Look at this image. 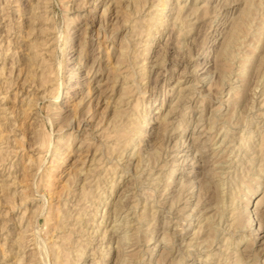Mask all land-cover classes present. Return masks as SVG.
Here are the masks:
<instances>
[{
	"label": "rangeland",
	"instance_id": "rangeland-1",
	"mask_svg": "<svg viewBox=\"0 0 264 264\" xmlns=\"http://www.w3.org/2000/svg\"><path fill=\"white\" fill-rule=\"evenodd\" d=\"M143 1L0 0V36L7 27L11 35V45L0 50V264H117L124 256L132 261L122 264H264V200L256 208L264 196V0H199L197 20L185 18L191 10L186 0ZM91 21L92 30L84 34ZM53 37L54 67L44 78L38 71L45 65L44 39ZM148 56L152 63L146 67H154L144 78L140 66ZM88 70L96 72L94 79ZM182 74L200 93L196 110L185 111L171 144L177 137L199 136L205 153L214 155L204 169L187 161L171 173L172 167L160 168L171 153L166 137L173 132L161 123V114L175 96L166 80ZM97 85L101 94L88 99ZM120 100L131 101L132 146L125 147V133L116 134L125 127L123 115L115 114L124 108L115 104ZM56 105L63 107L57 120L50 114ZM93 154L108 162V169L93 182L96 194L87 200L97 205H91L94 211L88 213H95L82 221V231L99 223V232L111 229L108 215L121 192L136 204L130 221L145 213L139 226L132 223L137 236L131 238L136 230L125 233L128 243L119 248L112 243L110 251L99 237L88 243V235L83 249L84 242L71 249L78 236L67 235L70 227L62 230L59 224L66 212L73 210L76 218L78 206L69 201ZM252 156L257 159L249 162ZM158 179L176 185L163 193ZM186 199L188 209L179 213ZM195 203L196 214L203 212L200 218L182 223ZM247 212L256 216L254 229L261 231L245 226ZM232 216L238 223L231 227ZM57 239L66 242L63 250L53 248ZM57 252L66 253L54 260Z\"/></svg>",
	"mask_w": 264,
	"mask_h": 264
},
{
	"label": "bare ground",
	"instance_id": "bare-ground-1",
	"mask_svg": "<svg viewBox=\"0 0 264 264\" xmlns=\"http://www.w3.org/2000/svg\"><path fill=\"white\" fill-rule=\"evenodd\" d=\"M64 1V0H63ZM143 1V0H142ZM148 1V0H147ZM8 2V1H7ZM144 2V1H143ZM186 2H189V4L191 5V10L185 15V18L186 17H188L189 19L190 18H192V19H194V20H197L196 19V12L200 9V7H198V4H199V0H186ZM157 3H159V2H157ZM150 4H152V3H150ZM156 6V5H155ZM178 6V5H177ZM201 6V5H200ZM150 7V6H149ZM164 7L165 6H163L162 5V8L161 9H163L164 10ZM259 7V6H258ZM33 8V7H32ZM182 8H183V6L182 7H180L179 9L180 10H182ZM186 8V7H185ZM160 9V10H161ZM185 10V9H184ZM184 10L182 11V13H185L184 12ZM48 11V10H47ZM46 11V12H47ZM142 11V10H141ZM186 11H187V9H186ZM256 11V10H255ZM33 12V11H32ZM32 12H30L29 11V13L31 14ZM103 12V11H102ZM131 12V11H130ZM134 12V11H133ZM158 12H162L163 13V11L161 10V11H158ZM3 13V12H2ZM1 13V14H2ZM43 13V12H42ZM139 13V12H138ZM148 13V12H147ZM45 14V13H44ZM48 14V13H47ZM46 14V15H47ZM103 14V13H102ZM159 14H161V13H159ZM159 14H157L156 13V15H154L155 16V18H158L160 15ZM165 14V13H164ZM180 14V13H179ZM39 15V14H38ZM43 15V14H42ZM129 15V14H128ZM183 15V14H182ZM136 16V15H135ZM180 16V15H179ZM44 17H46V16H44ZM184 17V16H183ZM238 17V16H237ZM45 19H47V17L45 18ZM233 19H235V18H233ZM238 19H239V17H238ZM33 20V19H32ZM150 20V19H149ZM161 20V19H160ZM180 20V19H179ZM235 20H237V18L235 19ZM34 21V20H33ZM181 21V20H180ZM246 21V20H245ZM9 23V22H8ZM140 23V22H139ZM162 23H163V19H162V21H160V23L159 24H161L162 25ZM175 23V22H174ZM177 23V22H176ZM135 25L134 26H138L137 25V23H134ZM158 24V25H159ZM26 25V24H25ZM174 25H176V24H174ZM180 25V24H179ZM190 25H192V24H190ZM190 25H188V26H190ZM85 27H84V34H88V33H90V31L92 30V27H93V23H92V21L91 22H89V23H86L85 25H84ZM178 26V25H177ZM245 26V25H244ZM7 27V26H6ZM247 27V26H246ZM132 28H135V27H132ZM185 28V27H184ZM127 29H128V31H127ZM126 29V33H128L129 32V28H127ZM183 29V28H182ZM190 29V28H189ZM232 30V29H231ZM143 31V30H142ZM189 31V30H188ZM235 31V30H234ZM56 32V31H55ZM229 32V31H228ZM4 33L5 34H3L4 36H0V50L2 49V48H4V47H8V45H11V38H9V37H11V35H10V28L8 29V27H7V29L4 31ZM43 33V32H42ZM130 33V32H129ZM149 33L150 32H148V35H149ZM31 34V33H30ZM50 34V33H49ZM147 35V36H148ZM152 35V34H151ZM235 35H236V33H235ZM135 37V36H134ZM123 39V38H122ZM45 40V42H44V44H43V46H45V52H44V54L42 53V57H44V58H42L40 61L42 62V63H45V65L41 68V70H38L39 72H40V75L42 76V77H46V75H48V74H50L49 73V71L51 70V68H53L54 66V63L52 64V62L51 61H53V54H52V52H53V46H54V37L53 38H50V39H44ZM53 40V41H52ZM233 40V39H232ZM43 41V40H42ZM50 41H52L51 43H50ZM13 43V42H12ZM227 44V43H226ZM225 44V45H226ZM5 45H7V46H5ZM135 47H136V45H135ZM225 48V47H224ZM228 48V47H227ZM27 49V48H26ZM132 49V48H131ZM226 49V48H225ZM5 50H8V49H5ZM86 50V49H85ZM9 51V50H8ZM226 51V50H225ZM71 52H76V51H71ZM223 52V51H222ZM37 53H38V51H37ZM224 53V52H223ZM229 54V53H228ZM28 55V54H27ZM142 55V54H141ZM148 55V54H147ZM38 55L36 54V52H35V54H34V56H33V58L35 57H37ZM41 57V56H40ZM136 58V57H135ZM31 59H32V57H31ZM150 58H149V56L146 58V59H144V65H142V66H140L141 67V71L143 72V75H145V77L144 78H146V75H148V73H150V71L153 69V67H154V65H151V67H149V68H147L146 67V65H147V63L148 64H151L152 62H150V60H149ZM30 60V59H29ZM29 60H27V62L29 61ZM142 61H143V59H141ZM33 63V62H32ZM77 64V63H76ZM58 65V64H57ZM78 65H80V64H78ZM116 66V65H115ZM244 66V65H243ZM100 67V66H99ZM38 68V67H37ZM39 69H40V65H39ZM93 69V68H92ZM147 69H149V70H147ZM242 70V69H241ZM53 71V70H52ZM3 72H4V70H3ZM38 72V73H39ZM79 72H77L76 74H78ZM56 74V73H55ZM124 74V73H123ZM127 74V73H126ZM125 74V75H126ZM142 74V73H141ZM87 75H88V77H90V79H94L95 78V76H96V72L95 71H89L88 70V72H87ZM75 76V75H74ZM73 76V77H74ZM255 76V75H254ZM44 77V78H45ZM76 77V76H75ZM129 77V76H128ZM142 79L141 78V80H145V79ZM263 78V77H262ZM116 80H117V78H115ZM114 79V80H115ZM45 80V79H44ZM122 81V80H121ZM120 81V82H121ZM116 82V81H115ZM123 82H124V79H123ZM98 83H99V81H98ZM165 83V82H164ZM189 83H190V79L187 77V75L186 74H182L180 77H178V78H176V77H173L172 75L166 80V85H167V87H168V90H169V93L171 94L170 96H171V98H172V95H175L174 96V99H171V101L172 100H174V102H173V105H171V106H169L168 107V110L165 112V113H163V114H161V123L163 124V125H165V127H166V129L167 128H170V131L172 130L173 132H171L167 137H166V143H167V145H166V149H168V152L170 151L171 153L169 154V155H165L164 156V159H163V161H162V164H161V166H160V168H162V169H165V168H167L168 166L169 167H172L173 169H172V171H170L171 173H173V172H175L176 171V169L179 167V166H182V165H184L187 161H190V162H195L197 165H199L200 166V168H202V169H204V168H206L207 167V165L211 162V159L213 158L212 157V155H214V154H212V153H210V155H207L205 152H206V146L204 145L205 144V142L204 141H202L203 139H201V137H199V136H191V137H189V138H186V139H181L180 140V138H178L177 137V141H173L174 143L173 144H171L172 143V139H174V136H176V135H174V133L175 132H177L178 131V129L180 130V128H182L183 126V122H184V117L186 116L185 115V111L186 110H189V112L191 113V111L193 112V111H195L196 110V100H197V98L198 97H196V94L197 93H200L199 91H196V88L195 87H193V86H191V85H189ZM45 86V85H44ZM53 86V85H52ZM98 86L99 85H97L95 88H93V89H90L88 92H87V94H90L89 95V97H88V99H90V98H94V95H98V94H101V93H99V88H98ZM130 86V85H129ZM101 87V86H100ZM131 87V86H130ZM137 88V87H136ZM133 91V90H132ZM55 92V91H54ZM134 93V92H133ZM137 93H138V91H137ZM136 93V94H137ZM232 93V92H231ZM64 94H67V92H64ZM135 94V93H134ZM60 96V94H59V92L56 90V94H55V96H54V98H56V100H57V98ZM98 97V96H97ZM100 98V97H99ZM110 98V97H109ZM131 98V97H130ZM125 99H126V97H125ZM129 99V98H128ZM130 100V99H129ZM126 101V100H125ZM35 102V101H34ZM79 102V101H78ZM110 103V102H109ZM133 103V102H132ZM0 104H1V102H0ZM115 104H119V105H121L122 107H124V108H121L120 109V111H117V112H115V114L117 115V114H119V113H121L119 116H122L123 118H120V120L121 119H123L124 121V126L125 127H121L120 126V129H118L117 131H116V134H118V135H121L122 133H125V135L127 136L126 138H125V140L126 139H128V141H126L127 143H125L124 145H125V147H127V146H129V145H133L132 144V139L131 138H133V136H131V135H129V133L128 132H133L134 131V127H131L132 125V119H131V115H132V111L131 110H133L132 108H130V106H131V101H126V102H122V100H120V101H117V103H115ZM141 104V103H140ZM116 105V106H117ZM169 105V104H168ZM114 106V105H113ZM261 107V106H260ZM27 108V107H26ZM116 108V107H115ZM198 108V107H197ZM62 109H63V107L61 106V105H56L55 107H53L52 109H50V114H51V118H55L56 120H57V117L62 113ZM117 109H118V107H117ZM116 110V109H115ZM145 110V109H144ZM204 111V108L203 109H201L200 111H199V114H200V116L202 115V112ZM131 112V113H130ZM24 113V112H23ZM29 113V112H28ZM135 113V112H134ZM158 113V112H157ZM177 113H180L179 115H176ZM237 113V112H236ZM141 115V114H140ZM48 116V115H47ZM118 116V115H117ZM119 116L117 117V118H119ZM114 117H116V116H113V118ZM140 117V116H139ZM177 117H181V120L180 121H178L177 120ZM3 118V117H2ZM135 118V117H134ZM187 118V117H186ZM116 119V118H115ZM136 119V118H135ZM160 119V118H159ZM238 119V118H237ZM119 120V121H120ZM200 121V120H199ZM110 122V121H109ZM121 123H122V121H120ZM119 122V123H120ZM128 122V124H126ZM250 122V121H249ZM110 124V123H109ZM84 125L86 126L87 124L86 123H82V128L84 127ZM115 125V124H114ZM108 126V125H107ZM113 126V125H112ZM111 126V127H112ZM133 126H134V124H133ZM159 126V125H158ZM213 126V125H212ZM264 127V126H263ZM122 128V129H121ZM141 128V127H140ZM200 127H198V125H196L195 127H194V129H196V131H198V129H199ZM112 129H114V128H112ZM133 129V130H132ZM137 129V128H136ZM139 129V128H138ZM84 130V129H83ZM99 131V130H98ZM103 131V130H102ZM114 131V130H113ZM112 131V132H113ZM115 132V131H114ZM121 133V134H120ZM140 133V132H139ZM198 134L199 133H201L200 131L199 132H197ZM95 134V133H94ZM98 134V133H97ZM100 134V133H99ZM136 134V133H135ZM91 135V134H90ZM89 135V136H90ZM178 135V134H177ZM243 135V134H242ZM242 135H241V137H242ZM97 136L98 135H95L94 137H92V138H97ZM100 136V135H99ZM115 136V135H114ZM139 136V135H138ZM173 137V138H172ZM260 137V136H259ZM102 138V137H101ZM106 138H109V137H106ZM105 138V139H106ZM117 138H118V136H117ZM137 138V137H136ZM135 138V139H136ZM185 138V137H184ZM250 138V137H249ZM114 139V138H113ZM242 139V138H241ZM94 140V139H93ZM107 140V139H106ZM116 140V139H115ZM133 140H134V138H133ZM101 141V140H100ZM117 141V140H116ZM251 141V140H250ZM110 142V141H109ZM99 143V142H98ZM135 143L136 142H134V145H135ZM243 143V142H242ZM116 144V143H115ZM120 144V143H119ZM122 145H123V143H121ZM120 144V145H121ZM140 144V143H139ZM244 144V143H243ZM243 144H242V146H243ZM116 145H118V144H116ZM138 145V144H137ZM246 145V144H245ZM255 145H257V144H255ZM259 145V144H258ZM110 146H113V145H110ZM178 146H180V148H183V149H187V151L184 153V154H181V152H183V149L182 150H180L179 152H174V151H171L172 149H176ZM80 147V146H79ZM107 149L109 148V146H105ZM134 147V146H133ZM244 147V146H243ZM104 148V147H103ZM112 147H110L109 148V150L111 149ZM130 148V147H129ZM128 149V148H127ZM112 150H113V148H112ZM252 150V149H251ZM259 150V149H258ZM86 151V150H85ZM100 151V150H99ZM111 151V150H110ZM257 151V150H256ZM255 151V148H254V152H256ZM190 152H193L194 154H190ZM7 153V152H6ZM5 153V154H6ZM97 153V152H96ZM152 153V152H151ZM159 153V152H158ZM204 153H205V155H204ZM246 153V152H245ZM13 154V153H12ZM255 154V153H254ZM99 155V154H98ZM101 155V154H100ZM103 155H104V153H103ZM102 155V156H103ZM123 155V154H122ZM122 155H121V159H122ZM96 155L95 154H93L91 157V161H90V165H89V167H88V169L84 172V173H80V178H79V182H78V184L77 185H79L80 186V188L79 189H76V190H78V192H76V194L75 195H77V197L75 196H70L71 198H72V200L73 201H69V203H74L73 205L74 206H78L77 207V209L75 210V212H76V218H74L73 216H72V213L74 212L72 209H70L68 206V208H69V210H72V211H69L68 213L66 212L65 214H63V216H62V218H61V222L59 223L60 224V228H62V230L64 229V228H66V226H69L70 228L69 229H67V235H75V236H78V240H75V241H73V242H71V243H69L70 244V248L72 249V247H74V246H78V244H80L81 242H84L83 243V245H79L80 247H81V249H83L84 248V246L86 245V242H85V239H84V236H86V235H88V236H86V238L87 237H90L89 239H90V241H88V243H92L93 242V239L94 238H98V242H100V243H108V246H106L107 248V250L108 251H110V245L112 244V243H115L116 244V246L115 247H117V248H119V246H120V244L123 242V241H125L126 243H128L127 241H129L130 240V238L128 239L127 237H126V234L125 233H128L129 231H131L132 232V230H134V232H135V230H136V232H135V234L133 233L132 235H131V238L132 237H136L137 236V231H138V229L136 228V229H133L134 228V225L132 224L133 223V221H135V222H137V224H138V220H142V218H143V216L145 215V213L144 212H142L141 211V213L139 214V216H137L138 217V220L136 219V216H135V218L133 217L134 215H135V208H136V204L134 205V203L132 202V201H130L129 199H128V197L125 195V193H122L121 192V194L118 196V198H117V200L115 201L116 203L114 204V205H111V208H112V210H111V212L109 213V217L110 218H112V222L114 223L113 225H112V228L111 229H107V230H105V231H103V232H99V224H97V225H89V229H91V230H89L88 231V229H85V230H83L82 231V221H84V219H86V218H89V217H91V216H93L94 215V213L95 212H93V213H91V214H89L88 213V211H90V210H92V211H94V209L93 208H91V205H97V203H93V202H91L90 200H87V199H89V197H91L92 196V193H93V189H92V191H91V188H92V186H93V182H94V180H96L95 178L99 175V173H101V171L103 172V171H105V173H106V170L108 169V167H107V164H108V162H106V161H103L104 159H101V157H98V158H96L95 157ZM147 156V155H146ZM146 156H144V157H146ZM192 156V157H191ZM256 156V155H255ZM105 157V156H104ZM112 157V156H111ZM130 157V154H129V156L127 157V158H129ZM103 158V157H102ZM120 158V157H119ZM254 158H256V157H254V156H252L250 159H249V162L250 161H252V159H254ZM257 159V158H256ZM62 161V160H61ZM147 161V160H146ZM128 163H129V161H127ZM138 162H139V160H138ZM141 163V162H140ZM252 164V163H251ZM253 164H254V162H253ZM150 165V164H149ZM125 167H127V166H125ZM137 167V166H136ZM122 169H124V168H122ZM136 169V168H135ZM260 169V168H259ZM142 170V169H141ZM111 171V170H110ZM143 172V171H142ZM159 172H161V171H159ZM207 172V171H206ZM245 172V171H244ZM144 173V172H143ZM140 174V173H139ZM103 175V174H102ZM104 176V175H103ZM149 176V175H148ZM112 177V176H111ZM113 177H115V176H113ZM206 177V176H205ZM232 177V176H231ZM155 178V177H154ZM167 178H170L169 176H167ZM114 179V178H113ZM99 180V179H98ZM152 180H154L153 178H152ZM148 181V180H147ZM156 182V181H155ZM155 182H154V184H155ZM179 182V181H178ZM158 183L159 184H161V186L160 187H162V192L163 193H167L168 191H169V189H170V187L171 186H173V185H176V183L175 182H173V181H167V180H161V179H158V181L156 182V184L158 185ZM194 183V182H193ZM192 183V184H193ZM114 184V183H113ZM153 184V183H152ZM151 184V185H152ZM184 184H186V183H184ZM190 185H191V183H190ZM150 186V185H149ZM156 186V185H155ZM193 185H191V187H192ZM159 187V188H160ZM189 187V186H188ZM190 187V188H191ZM229 187V186H228ZM95 188V187H94ZM158 188V187H157ZM156 188V189H157ZM180 188H182V184L180 185V187H179V189ZM236 188V187H235ZM185 189H187V187L185 188ZM237 189V188H236ZM97 190V189H96ZM125 190V189H124ZM123 190V191H124ZM155 190V189H154ZM160 190V189H159ZM190 190V189H189ZM91 191V192H90ZM182 191V190H181ZM185 191V190H184ZM177 192H179V190L177 191ZM186 192V191H185ZM187 193H189V192H187ZM94 195L96 194V193H93ZM98 194V193H97ZM170 194V193H169ZM178 194V193H177ZM180 194V193H179ZM21 195V194H20ZM163 195V194H162ZM168 195V194H167ZM182 195V194H181ZM225 195V194H224ZM100 196V195H99ZM164 196V195H163ZM175 196H177V195H175ZM73 197H74V199H73ZM94 197V196H93ZM180 197V196H179ZM228 197H229V195H228ZM231 197V196H230ZM97 198V197H96ZM164 198V197H163ZM166 198V197H165ZM192 198V197H191ZM190 197H189V199H191ZM98 199V198H97ZM101 199V198H100ZM179 198L177 197V201L176 202H180V200H178ZM188 199V200H189ZM228 199H230V198H228ZM233 199V198H232ZM188 200L186 199V200H184V201H182V205H185V206H183L182 208H180L179 209V213L181 212V213H184L187 209H188V207H187V205H189L190 204V202H188ZM263 200H264V196L262 197V199L256 204V208L258 209L259 208V205L260 204H262V202H263ZM82 201H85V203H89V205L88 204H85V203H83ZM220 201V200H219ZM223 201V200H222ZM42 202V201H41ZM44 202V201H43ZM94 202H96V201H94ZM174 202V201H173ZM224 202V201H223ZM228 202H230V201H228ZM68 203V202H67ZM66 203V204H67ZM232 203H233V201H232ZM66 204H63V205H66ZM107 204H110L109 202H107ZM171 204V203H170ZM43 205V204H42ZM86 205H88V206H86ZM198 205V203H195V205H194V207L192 208V209H190L191 210V212H190V214H188V215H186L185 217H182V223H186V221L187 220H190V219H192V218H195V216L196 215H198L197 216V219H199L200 218V213H203L202 211H200L199 210V214H196V206ZM232 205H234V204H232ZM232 205H230L229 206V208L230 207H232ZM247 205V204H246ZM222 206V205H221ZM221 206H219V207H221ZM94 207V206H93ZM226 207V206H225ZM236 207V206H235ZM144 208V207H143ZM170 208H171V206H170ZM169 208V209H170ZM214 208V207H213ZM224 208V207H223ZM222 208V209H223ZM225 209V208H224ZM236 209V208H235ZM233 210H234V206L232 207V212H233ZM97 211V210H96ZM146 211V210H145ZM65 212V211H64ZM99 212V211H98ZM132 212H134V214H132L133 216V218H134V220L133 221H130L129 219H128V216H130L131 215V213ZM235 212V211H234ZM233 212V213H234ZM37 214V213H36ZM232 214V213H231ZM234 215V214H233ZM255 215V214H254ZM248 216V217H247ZM247 220L245 221V226L246 227H248L249 229H250V231L251 232H256V231H259V230H255L254 229V226H255V224H257V220H256V216L255 217H252V212H247ZM181 218V217H180ZM212 218V217H211ZM228 219V218H227ZM69 220V221H68ZM121 222V224H119L120 222ZM194 220V219H193ZM73 222L72 224L71 223H68V222ZM92 221V220H91ZM205 221H207V220H205ZM209 221V220H208ZM32 222V221H31ZM118 222V223H117ZM230 222H231V227L233 226V225H237V223H238V217H234V216H232V220H230ZM65 223H68V224H66V225H64ZM88 222L86 221V223L85 224H87ZM117 223V224H116ZM130 223L132 224V225H130ZM144 223V222H143ZM166 223V222H165ZM206 224H208V223H206ZM135 225H136V223H135ZM35 226V225H34ZM138 226H139V224H138ZM213 226V225H212ZM244 226V225H243ZM166 227V226H165ZM238 228H239V226H237ZM236 226H235V228H237ZM59 228V227H58ZM247 228V229H248ZM176 229H178V230H180V231H182L183 229L182 228H176ZM233 229V228H232ZM3 230V229H2ZM200 230V229H199ZM211 230V229H210ZM226 230V229H225ZM241 230H242V228H241ZM212 231V230H211ZM214 231V230H213ZM261 231V230H260ZM263 231V230H262ZM24 232V231H23ZM198 233V232H197ZM215 233V232H214ZM169 234V233H168ZM257 234V233H256ZM27 235V234H26ZM255 235V234H254ZM35 236V235H34ZM92 236V237H91ZM172 236H174V234L172 235ZM23 237V236H22ZM21 237V238H22ZM26 237V236H25ZM40 237V236H39ZM165 236H163V238H164ZM207 237V236H206ZM35 238V237H34ZM58 238V237H57ZM81 239H83V240H81ZM88 239V240H89ZM165 239V238H164ZM207 239H208V237H207ZM256 239V238H255ZM41 240V239H40ZM95 240V239H94ZM167 240V239H166ZM165 240V241H166ZM249 240V239H248ZM64 241V240H63ZM168 241V240H167ZM205 241V240H204ZM57 243H59V246H57V247H53V248H59V249H61L63 246H65L66 247V242L64 243V242H59V240L57 239V241H56ZM132 242V241H131ZM130 242V243H131ZM149 242V241H148ZM176 242H177V240H176ZM206 242V241H205ZM204 242V243H205ZM95 243V242H94ZM126 243H125V245H126ZM168 242H166V244H167ZM173 243V242H172ZM73 245V246H72ZM30 246V245H29ZM38 246H41V245H38ZM43 246V245H42ZM133 246V244L131 245V247ZM165 246V245H164ZM19 247V246H18ZM83 247V248H82ZM165 247H167V246H165ZM231 247V246H230ZM44 248V247H43ZM225 249V248H224ZM41 250V249H40ZM62 250H63V248H62ZM65 250V249H64ZM61 251V250H60ZM62 254H64V253H66V252H61ZM70 253H72V250H70ZM237 253V252H236ZM62 254H59L58 252L57 253H55V259L54 260H57L58 259V257H59V259H61L60 258V255L61 256H63ZM165 254V253H164ZM68 255V254H67ZM81 255H82V251L80 252V256H79V259H81L82 257H81ZM234 255V254H233ZM226 256H228V255H226ZM64 257V256H63ZM235 258V257H234ZM32 260V259H31ZM105 260V259H104ZM120 260V261H119ZM137 260V259H136ZM140 260H141V258H140ZM67 261V260H66ZM117 261H119L120 263H117V264H122L123 262H131L130 260H128L127 258H126V256H124V257H122V259H118ZM134 261V260H133ZM180 261V260H179ZM44 262H45V260H44ZM59 262V261H58ZM73 262V261H72ZM77 262V261H76ZM122 262V263H121ZM138 262V261H137ZM178 261H176V263H177ZM70 263V262H69ZM148 263V262H147ZM178 264V263H177ZM217 264H219V262L217 263Z\"/></svg>",
	"mask_w": 264,
	"mask_h": 264
}]
</instances>
